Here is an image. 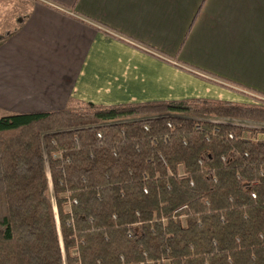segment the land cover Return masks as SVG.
Here are the masks:
<instances>
[{"label": "trees", "instance_id": "16d2710c", "mask_svg": "<svg viewBox=\"0 0 264 264\" xmlns=\"http://www.w3.org/2000/svg\"><path fill=\"white\" fill-rule=\"evenodd\" d=\"M254 99L0 117V264H264Z\"/></svg>", "mask_w": 264, "mask_h": 264}, {"label": "crops", "instance_id": "0c3cea01", "mask_svg": "<svg viewBox=\"0 0 264 264\" xmlns=\"http://www.w3.org/2000/svg\"><path fill=\"white\" fill-rule=\"evenodd\" d=\"M7 30L0 117L264 96V0H0Z\"/></svg>", "mask_w": 264, "mask_h": 264}, {"label": "rangeland", "instance_id": "374dc122", "mask_svg": "<svg viewBox=\"0 0 264 264\" xmlns=\"http://www.w3.org/2000/svg\"><path fill=\"white\" fill-rule=\"evenodd\" d=\"M174 116L179 117V118H183V119H190L189 115H187V116L186 115H174ZM193 120L201 122L200 120H196V119H193ZM231 124L239 125V126H242V127L248 128V129H264V127L261 124H255V123L248 122V121H233V123H231ZM97 126H100V125H97ZM245 136H247V135H245Z\"/></svg>", "mask_w": 264, "mask_h": 264}, {"label": "built area", "instance_id": "2783aa9c", "mask_svg": "<svg viewBox=\"0 0 264 264\" xmlns=\"http://www.w3.org/2000/svg\"><path fill=\"white\" fill-rule=\"evenodd\" d=\"M131 121H134V120H123V121H117L116 124H117V123H124V122H131ZM198 122H199V121H198ZM201 122H203V121H201ZM232 125H235V124H232ZM235 126H239V125H235ZM262 126L264 127V125H262ZM167 127H168V128H171V124H170L169 122L167 123ZM241 127H242V126H241ZM144 129H145V130H148L147 127H144ZM196 129H199V126H197ZM97 137H98V138H101V134L98 133V134H97ZM228 137H229L230 139H232V138H233V135H232V134H229ZM245 156H247V155L245 154ZM160 158H161V157H160ZM199 164H201V162H199ZM252 197L254 198L255 196L252 195Z\"/></svg>", "mask_w": 264, "mask_h": 264}]
</instances>
